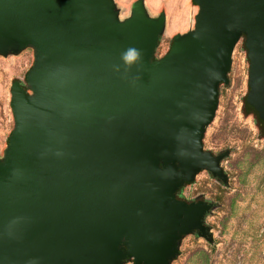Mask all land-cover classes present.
<instances>
[{
	"label": "water",
	"instance_id": "1",
	"mask_svg": "<svg viewBox=\"0 0 264 264\" xmlns=\"http://www.w3.org/2000/svg\"><path fill=\"white\" fill-rule=\"evenodd\" d=\"M193 28L155 57L166 17L143 0H0V56L33 52L10 86L0 156V264H172L183 238L212 243L217 204L187 199L229 150L204 149L235 45L243 113L264 136V0H192Z\"/></svg>",
	"mask_w": 264,
	"mask_h": 264
},
{
	"label": "rangeland",
	"instance_id": "2",
	"mask_svg": "<svg viewBox=\"0 0 264 264\" xmlns=\"http://www.w3.org/2000/svg\"><path fill=\"white\" fill-rule=\"evenodd\" d=\"M137 0H114L120 19L129 16ZM147 13L166 17L155 57H162L172 38L193 28L198 7L192 0H143ZM33 62V52L0 56V156L14 127L10 109V86L24 83ZM248 63L240 39L231 56L229 85L220 87L218 106L203 138L204 149L213 153L229 150L221 166L228 175L224 186L206 171L196 175L182 195L187 199L203 196L217 206L206 218L213 234L212 243L187 235L172 264H264V136L252 114L243 113L242 99L247 93ZM131 264V263H125Z\"/></svg>",
	"mask_w": 264,
	"mask_h": 264
}]
</instances>
